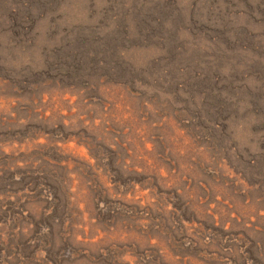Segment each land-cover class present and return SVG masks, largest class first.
Instances as JSON below:
<instances>
[{
  "label": "rangeland",
  "instance_id": "obj_1",
  "mask_svg": "<svg viewBox=\"0 0 264 264\" xmlns=\"http://www.w3.org/2000/svg\"><path fill=\"white\" fill-rule=\"evenodd\" d=\"M0 264H264V0H0Z\"/></svg>",
  "mask_w": 264,
  "mask_h": 264
}]
</instances>
